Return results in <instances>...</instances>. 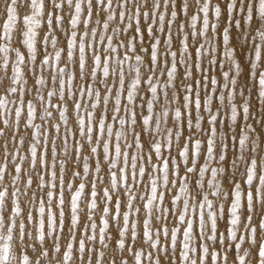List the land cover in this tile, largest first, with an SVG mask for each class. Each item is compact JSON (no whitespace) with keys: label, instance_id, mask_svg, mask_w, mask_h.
<instances>
[{"label":"snow or ice","instance_id":"obj_1","mask_svg":"<svg viewBox=\"0 0 264 264\" xmlns=\"http://www.w3.org/2000/svg\"><path fill=\"white\" fill-rule=\"evenodd\" d=\"M0 264H264V0H0Z\"/></svg>","mask_w":264,"mask_h":264},{"label":"rangeland","instance_id":"obj_2","mask_svg":"<svg viewBox=\"0 0 264 264\" xmlns=\"http://www.w3.org/2000/svg\"><path fill=\"white\" fill-rule=\"evenodd\" d=\"M205 127H206V125H205Z\"/></svg>","mask_w":264,"mask_h":264}]
</instances>
